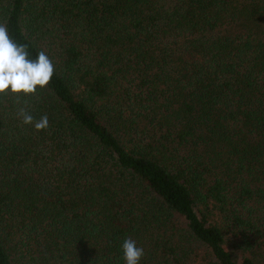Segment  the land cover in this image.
Here are the masks:
<instances>
[{
  "label": "trees",
  "instance_id": "1",
  "mask_svg": "<svg viewBox=\"0 0 264 264\" xmlns=\"http://www.w3.org/2000/svg\"><path fill=\"white\" fill-rule=\"evenodd\" d=\"M0 21L55 66L0 95V264H124L125 238L139 264H264V0H0Z\"/></svg>",
  "mask_w": 264,
  "mask_h": 264
},
{
  "label": "clouds",
  "instance_id": "2",
  "mask_svg": "<svg viewBox=\"0 0 264 264\" xmlns=\"http://www.w3.org/2000/svg\"><path fill=\"white\" fill-rule=\"evenodd\" d=\"M55 66L44 51L30 58L28 45L17 43L9 35L6 21H0V95L29 96L43 90L51 81ZM18 115L24 125H33L36 131L48 127V117L34 120L31 113L21 108ZM124 264H139L144 255L136 241L125 238L121 245Z\"/></svg>",
  "mask_w": 264,
  "mask_h": 264
},
{
  "label": "rangeland",
  "instance_id": "3",
  "mask_svg": "<svg viewBox=\"0 0 264 264\" xmlns=\"http://www.w3.org/2000/svg\"><path fill=\"white\" fill-rule=\"evenodd\" d=\"M261 251H262V249H260ZM263 257H264V255H263Z\"/></svg>",
  "mask_w": 264,
  "mask_h": 264
}]
</instances>
